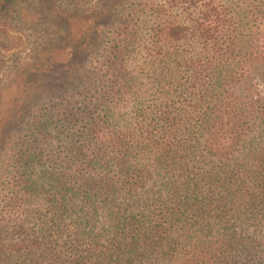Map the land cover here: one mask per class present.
Segmentation results:
<instances>
[{"label":"trees","instance_id":"trees-1","mask_svg":"<svg viewBox=\"0 0 264 264\" xmlns=\"http://www.w3.org/2000/svg\"><path fill=\"white\" fill-rule=\"evenodd\" d=\"M97 5L88 100L60 127L81 135L54 152L35 121L4 143L0 264H264V0Z\"/></svg>","mask_w":264,"mask_h":264},{"label":"rangeland","instance_id":"rangeland-1","mask_svg":"<svg viewBox=\"0 0 264 264\" xmlns=\"http://www.w3.org/2000/svg\"><path fill=\"white\" fill-rule=\"evenodd\" d=\"M17 1L9 18L0 25V154L7 153L4 143L12 138L11 131L15 126L20 127L15 135L17 139L27 140L32 134L31 123L35 121L51 126L49 149L62 152L69 134L81 135L78 128L81 124L71 125L75 129L69 133L60 128L61 119L68 102L73 101L72 108L78 112L88 100V70L91 68L88 64V11L96 9L100 0H55V6L50 4L48 8L44 7V0ZM155 1L161 3L163 0ZM220 1L233 16L238 12L237 7H232V2L238 0ZM108 43L104 40L103 45L96 46L93 57H102ZM137 57L144 56L138 54ZM53 79L56 85L51 91ZM257 81L255 79L254 84ZM79 82L82 83L80 86L87 87L82 92L76 90ZM158 99L155 90H147L142 101L154 105ZM130 111L128 108L122 113ZM6 183L3 178L1 193ZM27 208L43 214L47 212V204L42 198ZM80 208L74 206L76 216H80Z\"/></svg>","mask_w":264,"mask_h":264}]
</instances>
